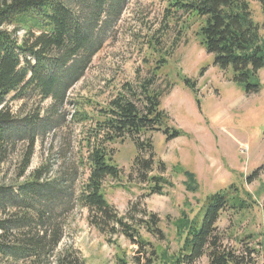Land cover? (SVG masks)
Masks as SVG:
<instances>
[{
	"label": "rangeland",
	"instance_id": "374dc122",
	"mask_svg": "<svg viewBox=\"0 0 264 264\" xmlns=\"http://www.w3.org/2000/svg\"><path fill=\"white\" fill-rule=\"evenodd\" d=\"M248 1L264 35L260 4ZM167 5L168 0H125L104 30L100 50L84 75L66 91L62 105L52 107L51 99L34 96L7 100L16 123L36 111L46 118L51 109L52 125L38 132L22 176L18 173L30 143L19 138L7 142L0 163V186L21 184L36 170L40 171L41 181H65L69 186L70 195L64 202L45 204L50 208L48 212L53 209L55 213L53 221L59 225L61 237L47 262L39 264H58L56 257L63 252L78 264H120V258L133 256L135 244L121 234L110 237L90 226L87 209L72 197L87 177L85 139L93 130L92 120L123 84H137L149 77L161 57L165 63L154 86L160 90L170 86L160 106L168 114V125L183 132L171 140H166L162 131L152 134L156 157L167 166L162 176L171 185L161 195L148 194L147 184L139 183L132 172L136 150L125 139L109 145L121 174L106 179L104 196L120 214L135 205L136 209L156 213L165 238L159 240L143 230L142 236L158 249L177 254L181 241L173 221L180 212L185 210L192 217L206 205V196L230 188L229 193L238 195L247 207H228L222 212L217 222L222 247L234 253L240 264H264V67L258 71L262 88L245 93L244 87L232 80L231 69L216 66L214 54L201 46L197 31L203 19L173 10L167 15ZM22 33H17L18 37ZM182 76L194 81V90L182 81ZM179 166L195 173L196 191L185 188V177L174 169ZM203 214L202 209L201 217ZM26 261L17 264H29ZM5 262L0 257V264ZM197 264H209L207 257H201Z\"/></svg>",
	"mask_w": 264,
	"mask_h": 264
},
{
	"label": "trees",
	"instance_id": "16d2710c",
	"mask_svg": "<svg viewBox=\"0 0 264 264\" xmlns=\"http://www.w3.org/2000/svg\"><path fill=\"white\" fill-rule=\"evenodd\" d=\"M124 1L0 0V163L8 141L28 139L29 149L18 176L28 167L38 132L52 125L51 109L46 118L36 111L16 123L7 100L22 101L34 96L51 99L52 107L62 105L66 91L84 75L100 50L104 30L118 15ZM253 1L260 4L264 17V0ZM171 10L203 19L197 31L201 46L214 54L216 66L231 69L232 80L241 84L245 93L262 88L258 71L264 67V35L248 0H168L166 14H171ZM20 31L23 33L18 37ZM163 63L164 57L157 59L149 77L137 84H123L92 120L93 130H89L85 139L87 177L72 199L87 209L90 226L110 237L121 234L137 246L130 259L120 258V264H197L203 256L209 264H240L234 253L222 247L217 228L222 212L228 207L235 210L247 207L238 195L229 193L230 188L206 196V205L192 217L185 210L180 212L173 221L175 234L181 241L177 254L158 249L142 236L143 230L159 240L165 238L156 213L136 209L135 205L120 214L104 196L106 179H116L121 174L109 145L125 139L136 150L132 172L139 183L147 184L148 194L161 195L171 185L162 176L167 166L156 157L152 140V134L158 131H162L166 140L183 134L168 125V114L160 106L164 91L170 86L164 90L154 86ZM182 81L194 90V81L185 76ZM174 169L185 177V188L196 191L195 173L180 166ZM155 170L158 175H150ZM39 174L36 170L32 179L29 177L21 184L0 186V257L1 261H7L5 264H17L22 259L29 264L46 263L60 240V227L53 221L55 213L53 209L48 212L46 209L50 208L45 204L64 202L70 195L69 186H65V181H41ZM69 257V253H60L56 262L78 264Z\"/></svg>",
	"mask_w": 264,
	"mask_h": 264
}]
</instances>
